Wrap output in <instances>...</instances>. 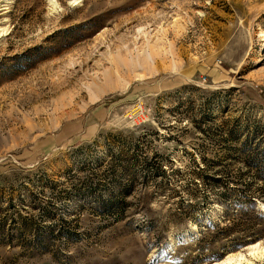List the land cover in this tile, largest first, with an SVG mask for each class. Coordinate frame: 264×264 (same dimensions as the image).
Wrapping results in <instances>:
<instances>
[{
	"label": "rangeland",
	"instance_id": "1",
	"mask_svg": "<svg viewBox=\"0 0 264 264\" xmlns=\"http://www.w3.org/2000/svg\"><path fill=\"white\" fill-rule=\"evenodd\" d=\"M71 1L0 0V264H264V0Z\"/></svg>",
	"mask_w": 264,
	"mask_h": 264
},
{
	"label": "bare ground",
	"instance_id": "2",
	"mask_svg": "<svg viewBox=\"0 0 264 264\" xmlns=\"http://www.w3.org/2000/svg\"><path fill=\"white\" fill-rule=\"evenodd\" d=\"M50 3H51V5H53V6H55L57 3L55 2V0H48ZM81 0H72L71 1V4H76V3H78V2H80ZM5 7V6H4ZM52 7V6H51ZM6 9V8H5ZM95 98V97H94ZM92 99V98H91ZM255 244V245H254ZM253 245H250V248H251V251H249V254L251 255H255V254H257V256H258V254L260 253H258L257 252V248H256V245H257V243H254ZM257 247H258V245H257ZM255 250H256V252H255ZM262 250V249H261ZM263 254V253H262ZM251 255V256H252ZM228 256H231V254L230 255H228ZM227 257V256H226ZM234 257V256H233ZM234 259H235V257H234ZM243 260V258H242V256H239V258H238V260H234V261H232V258H229V257H227V258H225V259H223V260H220V261H217V262H213V263H211V264H233V263H237V262H241ZM232 261V262H231ZM244 261H246V260H244Z\"/></svg>",
	"mask_w": 264,
	"mask_h": 264
}]
</instances>
